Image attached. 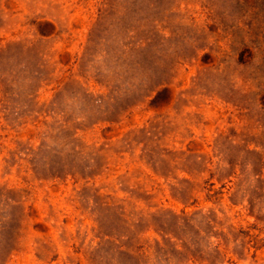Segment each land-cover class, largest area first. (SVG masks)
Listing matches in <instances>:
<instances>
[{
    "label": "rangeland",
    "instance_id": "rangeland-1",
    "mask_svg": "<svg viewBox=\"0 0 264 264\" xmlns=\"http://www.w3.org/2000/svg\"><path fill=\"white\" fill-rule=\"evenodd\" d=\"M0 264H264V0H0Z\"/></svg>",
    "mask_w": 264,
    "mask_h": 264
}]
</instances>
